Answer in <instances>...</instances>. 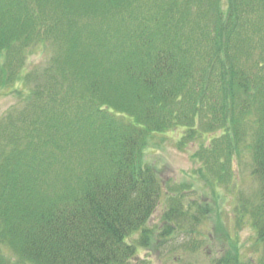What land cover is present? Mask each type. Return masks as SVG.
<instances>
[{
  "label": "trees",
  "instance_id": "obj_1",
  "mask_svg": "<svg viewBox=\"0 0 264 264\" xmlns=\"http://www.w3.org/2000/svg\"><path fill=\"white\" fill-rule=\"evenodd\" d=\"M227 3L0 0V91L25 86L0 117V264H14L2 246L28 264H136L162 201V235L193 233L207 212L165 194L144 150L154 133L199 135L196 114L223 129L209 157L248 142L258 190L237 222L264 247V59L248 64L247 15L264 0ZM47 42L42 68L25 70L24 47Z\"/></svg>",
  "mask_w": 264,
  "mask_h": 264
},
{
  "label": "rangeland",
  "instance_id": "obj_2",
  "mask_svg": "<svg viewBox=\"0 0 264 264\" xmlns=\"http://www.w3.org/2000/svg\"><path fill=\"white\" fill-rule=\"evenodd\" d=\"M226 3L227 0H219L220 8L223 9ZM261 11L260 7L255 6L247 14L249 20L259 27L264 26V11ZM258 26L250 42L258 44V47H252L248 64L264 59V31L259 33ZM53 51L54 47L49 42L24 47V69H41ZM21 87L25 88L24 84L12 81L9 87L0 91V117L20 106L17 90ZM225 113L233 119L240 116L236 109ZM199 117L195 115L197 123H194L199 135L188 134L187 128L152 134L144 150V160L155 168L165 194L169 193L170 188L181 193L187 203L201 205L207 212V219L199 222L193 233L175 230L171 237L163 236L166 222L161 220L165 206L162 201L147 222L150 230L147 234L151 232L152 235L148 241L139 244L136 264H225L227 257H235L236 254L240 260H250L254 264L264 260V247L257 241L254 229L246 219L245 222H237L242 207L256 199L258 190V181L251 175L248 142L245 141L246 146L242 142L231 144L228 148L231 151L230 160L227 152L223 158L219 154L215 158L212 155L209 157L206 150L212 148L213 140L222 138L223 129L210 128L206 120L202 119L200 123ZM243 123L249 127L247 121ZM207 158L210 160L206 161ZM224 229L229 238L225 236ZM4 247L1 248L11 256L14 264H28L19 262L9 248Z\"/></svg>",
  "mask_w": 264,
  "mask_h": 264
}]
</instances>
